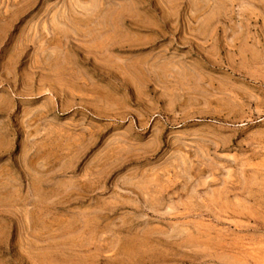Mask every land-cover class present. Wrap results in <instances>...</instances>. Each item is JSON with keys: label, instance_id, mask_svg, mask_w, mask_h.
Listing matches in <instances>:
<instances>
[{"label": "rangeland", "instance_id": "obj_1", "mask_svg": "<svg viewBox=\"0 0 264 264\" xmlns=\"http://www.w3.org/2000/svg\"><path fill=\"white\" fill-rule=\"evenodd\" d=\"M0 264H264V0H0Z\"/></svg>", "mask_w": 264, "mask_h": 264}]
</instances>
